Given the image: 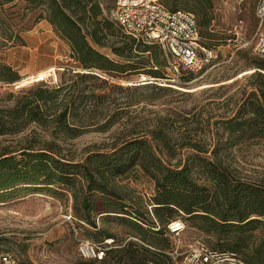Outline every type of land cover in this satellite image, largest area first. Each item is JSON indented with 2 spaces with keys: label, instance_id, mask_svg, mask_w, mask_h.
<instances>
[{
  "label": "trees",
  "instance_id": "16d2710c",
  "mask_svg": "<svg viewBox=\"0 0 264 264\" xmlns=\"http://www.w3.org/2000/svg\"><path fill=\"white\" fill-rule=\"evenodd\" d=\"M159 1L168 10L175 11L180 10L176 5L183 0ZM195 2L207 3L206 0ZM28 4L30 8L41 6L45 9V19L68 42L74 60L83 69L117 72L119 68L91 44L108 48L127 63L133 60L131 48L137 40L124 34L103 14L100 0H28ZM209 22L197 20L199 28L208 27ZM146 52L148 50L140 51ZM250 64L254 72L244 79L242 87L215 105L219 112L200 106L196 111L190 110V117L189 113L156 116L153 124L130 131L111 153L89 154L82 163L59 156L52 140L41 146L36 132L30 131L15 150L7 147L0 150V198L21 191L15 190L19 185L62 186L70 191L85 212L83 220L93 228L96 224L89 218L93 212H98L97 216L113 214L127 224L131 236L140 244L126 242L125 248L117 253L121 252L123 255L119 258L127 260L138 255L136 264L151 261L166 264L170 260L163 253L172 247L166 225L173 212L181 211L188 220L197 221L200 230L217 236L221 244L217 251L235 252L245 264H264V183L232 179L222 162L228 148L249 141L264 143V59L255 57ZM142 74L152 79L150 81L168 78L153 69ZM93 75L75 73L70 84L49 87L40 82L8 94L6 100H11L12 105L0 109V136L18 135L35 124L52 138H76L86 126V117L78 118L75 112L87 111L82 108L91 98L96 105L105 98L104 94H88L80 88L87 80L96 78ZM16 80V74L9 67L0 66L1 84ZM146 83L131 90H147L154 95L152 98L171 91ZM66 89L70 90L68 96L61 94ZM222 89L223 86H219L216 91ZM173 123L180 128L175 139L170 134ZM176 146L191 149L205 158L194 155L190 165L182 164L181 160L171 163ZM195 160L203 166L205 184H199L194 177L197 172L193 171L199 167ZM128 172L141 173L151 180L152 220L144 218V212L138 208L140 205L129 193L122 194V187L116 183V178ZM101 234L104 238L112 237L104 232ZM108 254L97 262H110L113 258Z\"/></svg>",
  "mask_w": 264,
  "mask_h": 264
},
{
  "label": "rangeland",
  "instance_id": "374dc122",
  "mask_svg": "<svg viewBox=\"0 0 264 264\" xmlns=\"http://www.w3.org/2000/svg\"><path fill=\"white\" fill-rule=\"evenodd\" d=\"M206 1L207 3L199 4L195 0H183L176 5L177 9L193 14L198 22L210 20L208 27L199 28V44L213 48L215 56L201 71L184 74L166 56L160 45L142 41L134 42L131 48L133 60L128 61L130 63L112 54L108 48L91 44L99 53L116 62L119 68L117 72L83 69L74 60L68 42L45 19L46 11L43 7L30 8L28 0H0V66L9 67L17 76L13 83H0V109L12 105L11 100H6L10 93L15 94L40 82L49 87L60 83L70 84L74 80L71 76L75 73L95 74L93 76L96 78L87 80L80 88L88 94L105 95L102 103L96 105L91 98L82 108L87 111L79 109L75 112L78 118L86 117V126L76 138H52L48 132L33 124L18 135L0 136V150L3 147L15 150L18 144L24 142V137L34 131L41 146L43 142L52 140L54 151L59 150V156L71 159L73 163H82L89 154L111 153L114 150L112 148L118 146L130 131L153 124L156 116H164L166 113H179L183 116L189 113L187 116L190 117V110L196 111L200 106L211 112H219L220 109L216 110L215 105L242 87L244 79L254 72L250 61L256 57L252 46L258 0ZM100 2L103 14L111 20L110 14L116 0ZM202 5L203 8H200ZM142 50L148 52L140 53ZM151 69L168 78L150 81L142 73ZM45 71L49 72L42 81L30 82L24 86L16 84L24 78ZM142 75L147 79L146 82L171 91L152 98L154 95L147 90H131L141 85L139 82ZM128 82L131 84L128 85ZM219 86H223V89L216 91ZM128 88L131 91L125 92ZM61 94L68 96L70 90L66 89ZM179 129L178 124L173 123L170 134L174 139L178 137ZM225 153L227 155L222 162L228 167L232 179L246 183H264L263 142L240 143L226 149ZM194 155H197L195 151L176 146L174 158L170 162L181 160L182 164L190 165ZM197 156L205 158L203 155ZM195 164L199 165L200 162L195 160ZM203 171V166L200 165L193 171L197 172L194 177L201 185L207 182ZM116 183L122 187V194L129 193L140 205L138 208L144 212V218L152 220L154 205L151 199L154 192L151 180L141 173L128 172L116 178ZM16 188L15 190L21 191L10 192L0 198V253L12 254L21 264H100L81 259L76 247L79 241L102 243L108 240L110 243L106 253L113 259L107 264L139 262L138 255L133 261L125 257L119 258L123 254L117 251L125 248L126 242H140L131 236L127 224L113 214L97 216L98 212L90 213V220L96 224V228H93L83 220L85 212L64 187L28 184ZM170 220H182L185 224L182 233L169 239L171 243L179 242V246L185 248L199 242L208 248L220 250L221 244L217 236L200 230L199 223L188 220L181 211L173 212ZM101 232L112 237L104 238ZM146 264L155 263L151 261ZM166 264H171L170 260Z\"/></svg>",
  "mask_w": 264,
  "mask_h": 264
},
{
  "label": "built area",
  "instance_id": "2783aa9c",
  "mask_svg": "<svg viewBox=\"0 0 264 264\" xmlns=\"http://www.w3.org/2000/svg\"><path fill=\"white\" fill-rule=\"evenodd\" d=\"M110 18L131 38L160 45L184 74L201 71L215 57L212 48L199 44L195 16L184 10L170 11L159 0H116ZM255 18L252 52L264 59V0L257 1ZM166 230L170 238L176 237L185 230V224L182 220H173L166 225ZM109 243L108 240L102 243L79 241L77 255L86 261H101ZM163 253L169 256L171 264H245L235 252L213 250L199 242L182 248L174 241L171 250ZM0 264L21 263L12 254L3 252Z\"/></svg>",
  "mask_w": 264,
  "mask_h": 264
},
{
  "label": "bare ground",
  "instance_id": "6f19581e",
  "mask_svg": "<svg viewBox=\"0 0 264 264\" xmlns=\"http://www.w3.org/2000/svg\"><path fill=\"white\" fill-rule=\"evenodd\" d=\"M47 72H49V71L39 72L35 76H30V77H27V78H24V79L18 81L16 84H17V86H24L25 84H28L30 82L42 81L48 75ZM248 72H250V71H248ZM146 81H147V79L145 78L144 75H142L139 83L144 84ZM127 84L130 85L131 83L128 82Z\"/></svg>",
  "mask_w": 264,
  "mask_h": 264
}]
</instances>
